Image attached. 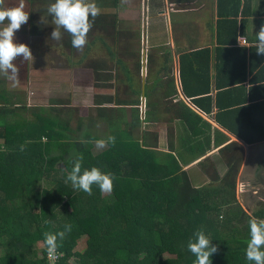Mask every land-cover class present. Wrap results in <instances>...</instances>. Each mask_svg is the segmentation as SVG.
I'll list each match as a JSON object with an SVG mask.
<instances>
[{
	"label": "trees",
	"instance_id": "obj_1",
	"mask_svg": "<svg viewBox=\"0 0 264 264\" xmlns=\"http://www.w3.org/2000/svg\"><path fill=\"white\" fill-rule=\"evenodd\" d=\"M25 1L31 4L32 9L29 10L33 15L28 21L30 37L33 38L30 48H35L33 60L28 61L29 68L34 70L30 76L33 85L38 82L47 85L67 82L69 74L79 77L75 69L84 68L93 72L97 81H107L114 74L116 79L128 83L117 106L139 104L134 99L141 94L143 0H89L96 4L99 11L95 18H91L93 26L87 34L88 42L83 51L71 47L70 36L63 30L60 41L51 39L50 34L55 25L51 23L52 17L47 15V7L54 0ZM184 2L186 0H177L174 3L177 6L172 9L179 12L187 10ZM190 2L197 6V0ZM221 2L224 6L220 7L221 19L216 24L212 18L198 14L200 18L195 16L191 22L185 20V25L191 26L187 30L179 26L180 18L176 20L172 37L165 29L166 20L163 17L153 20L147 78L143 86L145 118L140 122L138 114L130 117L126 115L124 124L130 131L121 132L116 126L118 110L113 109L106 118L110 125L109 134L117 140L98 154L93 153V145L69 141L73 115L72 109L62 99L56 100L57 104H62L58 109L61 114L48 122L35 142L27 143L28 139L22 133L25 131L20 129L14 134L11 131L1 135L11 153L0 152V185L11 184L18 178V181L37 183L47 181L50 187L43 189L33 186L16 190L17 194L20 192L24 196L21 200L18 197L15 200L11 198L14 200L10 205L12 209L3 199L0 200V264H53L42 243L43 233L63 231L67 224L72 225V230L66 233L62 241L58 240L60 246L56 264H71L72 260L75 264H193L195 257L187 251V241L200 229L218 249L210 257L211 264H254L245 256L250 215L244 211L237 197V180L244 161L241 149H236L235 145L231 147L234 151L226 157L225 163L227 175L222 179L214 177L211 185L197 190L192 188L187 175L178 167L176 157L163 156L157 152L158 149L152 152L151 148H158L159 141L156 135L147 131L146 126L154 121L176 119H185L184 122L191 129L195 127L194 121L205 123L187 104H171L178 97L179 85L187 98L202 97L191 81L194 79L198 82L197 78L201 79L206 74L198 75L197 70L187 64L190 56L194 57L199 68L207 64L204 57H208L209 51H206L205 56L190 47L202 33V20L207 22L206 27L211 36L216 31L218 38L214 68L217 89L220 90L224 82L236 76L239 87L245 88L249 77L248 59L255 57L256 49L238 45L237 30L229 16L231 9L239 7V0ZM149 4L157 7L156 0H149ZM123 10L130 11L132 18L128 22L120 18L119 14ZM25 11L28 12V9ZM34 18L41 23H36ZM173 36L174 48L169 45ZM181 37L190 39L184 47L179 41ZM175 49L183 52L179 81L176 76ZM53 51L57 53L54 56ZM36 60L52 63L56 70L50 77L42 75L39 78L36 68L43 73H46V69L35 67L33 63ZM253 70L254 65L251 68ZM208 71L207 64L206 73ZM254 81L256 79L249 83ZM9 82L6 79L3 83ZM206 88L210 89L209 82ZM105 100L109 103L114 101L113 98ZM193 105L209 114L205 104L195 101ZM5 109L0 110V123L21 116L20 111L26 107L19 108L20 111ZM183 113L186 115L182 116ZM21 118L25 120L23 115ZM16 126L20 127L19 124ZM50 132L58 134L55 138L60 139V155H51L54 134L48 135ZM42 136H47L49 142L42 144ZM148 140L151 147L147 146ZM80 155L83 156L82 169L97 167L104 173L112 174L114 180L110 194L102 193L94 185L92 194L88 195L74 189L71 182L66 181L68 172L64 169L70 171V159L75 160ZM4 162L9 165H4ZM16 170H19V174H15ZM0 191L9 194L11 189L0 187ZM252 217L264 219V203ZM79 240L85 243V248L75 251Z\"/></svg>",
	"mask_w": 264,
	"mask_h": 264
},
{
	"label": "crops",
	"instance_id": "obj_2",
	"mask_svg": "<svg viewBox=\"0 0 264 264\" xmlns=\"http://www.w3.org/2000/svg\"><path fill=\"white\" fill-rule=\"evenodd\" d=\"M156 1L158 8L152 7L151 4L149 6V0L147 1V11L150 10V15L153 20L156 17H163L166 20L165 29L170 34V37H172V31L175 29L177 19L182 18L181 25L179 26L187 28V30H189L191 26L190 24L185 25V20L191 22V19L195 16L199 17L198 14H203L204 18H212L216 24V22L221 19L219 15L220 7L224 6L223 2H221L222 0H197L196 7L192 5L193 3H191L190 0H186L184 3L187 10L179 12L176 9H172V7L177 6V4H174L177 0ZM162 9L165 10L159 14L158 12ZM123 11L124 12L119 14L120 18L124 22H128L132 18L129 13L130 11ZM229 18L233 21V27L237 30V40L239 37H244L248 41V45L245 46L239 43V39L238 45L245 46L248 49L254 47L252 45L255 42V34L259 31L261 24L264 23V0H239V7L231 9ZM35 21L38 24L41 23L40 20L37 21L35 19ZM206 25L207 22L202 20L200 25L202 33L199 34L196 42L190 45V47L195 48L196 51L204 53L205 56L207 55L206 51H209L208 57H204L205 62L209 65L208 73H206L207 64H204V67H197L193 56H190L187 61L188 66L197 70L198 75L206 74L201 79L197 78V80H199L198 82L194 79L191 81L194 89L200 91L201 93L199 96L202 97L196 99L187 98L183 93L182 86L179 85L178 97H176L171 103L181 104V102H183L184 104H188V106L205 121V123L194 121L195 127L191 129L186 122H184L185 119H176L174 121L166 120L165 122L154 121L150 124H146L147 131L152 135H156L159 141L158 148L167 152V154L163 156L171 155L176 157L178 167H180L183 170V173L187 175L192 188L197 190L211 185L212 182H214V177L216 178L219 176L222 179L227 175L228 171L222 177L218 174V165L226 166V157L231 155L234 151L231 147L235 145L236 149H241L245 162L241 169V175L237 180V183L239 182V202L243 207L244 202L247 201L248 209L254 214L256 213L255 208L257 204L254 198V189L259 187L264 189V71L262 72L261 70L264 69V55L256 54L252 59L249 57V77L248 82L245 84V88L239 87L238 83L240 82L238 76H236L224 82L221 89L218 90L215 81L216 70L214 69L218 55V38L216 36V31L213 34L214 36H211L210 30ZM153 31L154 25L152 33ZM27 36L29 42L30 40H33V38L30 37V30L28 31ZM189 40V37H181L179 39L182 47L186 46ZM169 45L174 48V36L170 39ZM56 54L57 53L54 54V51L52 52V56ZM182 54L183 52L175 49V66L178 81L180 77V62ZM141 58H143V53H140V76L142 78L140 85L141 94L139 98L134 99V102L138 101L139 104H129L127 107L117 106V102L120 99V96H122L123 89L128 86V83L125 80L119 78L116 79L114 74H112L113 76L109 77L107 81L104 79L105 81L102 82L97 81L94 78L96 75H93V72L86 71L84 68L75 69V73H79L78 75L80 78L79 82L74 84L77 86L58 85L59 88H65V91H62L57 96L51 95L47 98L38 93L39 87H37V85H39L40 82L33 85L30 76H32V71L34 70L29 68L28 61L19 64L24 65V75L21 77L19 72L18 83H16V85L20 84V86H24L25 89L26 86H29V88L36 89L37 91H29V94L26 95L27 101L24 105L15 104L14 108L15 110L17 109V111H20L19 108L26 107V109H23L19 113V115H23L25 120H21V116L17 118L11 116L13 122L6 121V119L5 121H1L0 152L5 153L8 151L9 154L11 153V150L6 148L4 139L1 136L3 134L6 135V132L12 131L11 134H14L17 129L24 130L25 132L22 133L26 135L28 139L27 143L35 142L37 137L42 135L43 128L49 124L48 122H50L51 119H55L58 114H61L58 109L61 108L62 104L59 105L56 103V100L59 99L64 100L66 106H69V108L72 109L71 113L73 118L70 122V133H67L70 137V142H82L83 144L91 146L97 139H107L109 136H112L109 134L110 125L107 121L106 115L111 114L113 109L118 110L116 126H119L121 132L130 131L128 126L124 124L126 115L130 117L132 114H138L140 122L145 118V109H142L144 114L143 119L141 118V99L143 86L147 78V66L146 75L142 76L141 62L143 60H141ZM19 59L20 58H16L14 64L19 71L22 72V69L19 68V65L17 64ZM208 59L210 63L208 62ZM260 60H262L261 66ZM253 65L254 70L251 71ZM255 65L257 67H255ZM36 76H39V78L41 77L39 74ZM255 79L256 81L250 82L251 84L249 83L250 80ZM4 80L6 79L3 75H0V98L4 97L8 100V98H12L10 94H18V89L16 91L10 90L8 86L13 85V83L9 82L5 84L3 83ZM208 82L210 83V89L206 88ZM45 89L46 88L44 87V90ZM26 90L28 91V89ZM108 98H113L114 101L109 103L108 100H105ZM19 99L13 98L11 100ZM195 101H197L198 104H205L206 112L209 114H205L203 111L196 108L193 105V102ZM243 102H245V104H242ZM0 106L5 107V104H0ZM25 114L26 116H24ZM184 115L186 114L183 113L182 116ZM17 124H19L20 127H17ZM121 125H125L126 129L122 130ZM149 128L153 129L149 130ZM28 129L31 130L28 131ZM57 131L60 132L59 129H57ZM51 134H54V136ZM48 135L54 137L51 155H60L61 149L58 147L60 139L55 138L58 134L50 132ZM116 140L117 139L115 138V141ZM40 142L46 144L49 142V139L47 136H42ZM147 146L151 147L149 140ZM158 148H151V150L152 152H155ZM3 164L9 165L6 162ZM4 165L2 167H4ZM63 167L64 166H62V168ZM173 167L174 169L177 168L174 164ZM250 167L254 168V173L248 171L250 170ZM220 170L222 171V169ZM15 172V174H19V170H16ZM215 172H217V175ZM33 186L46 189L50 187V183L47 181H41L38 183L33 181H18V178H15L11 184L0 185L2 188L11 190H26L33 188ZM6 196L10 198H6ZM23 196L24 195L20 194V192L17 194L15 191L13 195L10 193H1L0 199H3L7 206L12 209L10 205L13 204V201L17 197L18 200H21ZM13 197L14 200H11ZM258 202L261 204L264 203L260 199ZM15 204L18 205L17 203ZM245 211L248 214V210Z\"/></svg>",
	"mask_w": 264,
	"mask_h": 264
},
{
	"label": "clouds",
	"instance_id": "obj_3",
	"mask_svg": "<svg viewBox=\"0 0 264 264\" xmlns=\"http://www.w3.org/2000/svg\"><path fill=\"white\" fill-rule=\"evenodd\" d=\"M142 6H144V0ZM24 7V0H20L16 7H5L4 0H0V25H4L0 28V75H3L8 81H11L13 86L18 83L19 76V69L14 64V60L17 57H22L24 61L33 60L31 51L26 45L14 43L15 31H18L21 25L25 24L29 18L28 13L24 11ZM98 11L96 4L89 2V0H54V2L49 3L47 7V15L52 17L51 23L55 25L54 30L50 34L51 39L60 41L62 39L63 30V32L68 33L70 36L71 47L77 51H83L88 42L87 34L93 26L91 18H95ZM5 21L7 22L6 24ZM239 39H244V37H239L238 40ZM252 46L255 47L257 55H264V23L261 24L259 31L255 34V42ZM141 111L143 110L141 109ZM94 143L98 149H103L109 144H114L115 137L109 136L107 139H97ZM82 160V155L75 160L70 159V171H68L67 168L64 169L68 172L66 181L71 182L74 189L83 191L88 195L92 194L94 185L97 186L102 193L110 194L113 190L114 177L112 174L104 173L97 167L82 169ZM244 162L245 161H243L241 169L243 168ZM220 169H222V171ZM227 171L228 169L226 166L218 165V174L221 177L225 175ZM248 171L251 172V170ZM238 183L237 197L239 199ZM247 223L249 239L246 242V259L250 262H254V264H264V219L250 217ZM71 230L72 225L67 224L64 226L63 231L43 233L42 243L50 257L53 259L57 258V249L60 246L58 240L62 241L66 233ZM187 251L195 257L193 264H211L210 257L217 253L218 249L211 244V240L206 236L204 231L200 229L195 231L192 237L187 241Z\"/></svg>",
	"mask_w": 264,
	"mask_h": 264
},
{
	"label": "rangeland",
	"instance_id": "obj_4",
	"mask_svg": "<svg viewBox=\"0 0 264 264\" xmlns=\"http://www.w3.org/2000/svg\"><path fill=\"white\" fill-rule=\"evenodd\" d=\"M19 2H20V0H17V1L16 0H5L4 1V6L5 7L18 6ZM24 4H25L24 11L26 9H28V12H26V13H28V17L29 18H28V20H27V22L25 24L21 25V27H20V29L18 31H15V33H14V43L26 45L30 49L31 55L34 58V52L33 51H34L35 48H32V49L30 48L31 40L29 42L28 41V36H27L28 35V31L30 30V24H29L28 21L33 18L32 17L33 16L32 12H30V10H29L30 8L32 9V6H31L30 3H28L25 0H24ZM149 6H150V4H149ZM147 15H148V19H147V46L149 47L150 46V38H151V35H152V30H153V19H152V16L150 15V10L147 11ZM3 26L4 25H0V28H2ZM149 49H150V47L148 48V51H149ZM17 58H20L17 64L18 65L19 64H23V62H24L23 58L22 57H17ZM40 63H42V65H40ZM33 65L35 67L36 66L37 67H43V68L45 67L46 73H43L40 69L36 68V70L39 71V72H37V74H39L41 76L43 75V76H49L50 77L53 74V72L56 70L53 67V64L49 63V62L45 63V62H41V61L36 60L33 63ZM34 66H32V67H34ZM19 68L22 69L21 75L23 76L24 75V72H23L24 65H19ZM68 78L69 79H68L67 82L52 83V84H48V85L46 83H39V85H37V87H39L38 88V93L43 95L44 97H47V98L49 96H51V95H54V96L56 95L57 96L62 91H65V88H59L58 85L71 86V85L77 84L79 82V80H80L79 77L76 78L72 74H69ZM74 86H77V85H74ZM74 86H72V87H74ZM44 87L46 88L45 90H44ZM8 88L10 90H14V91H16L18 89V91H17L18 94H10V96L12 98H8V100H6L4 97H1L0 98V104H5V107L0 106V110H4L5 108H6L5 110L14 108L15 104L16 105H24L26 103V101H27L26 95L29 94V91H37L36 89H31V88H29V86H26V89H28V91H27L25 89V87L24 86H20V84H18V85L15 84V86L9 85ZM13 98H18V99L21 98V99H19V100H11ZM24 116H26V114ZM8 120L9 121H13L12 119H8ZM121 128H122V130L126 129L125 125H121ZM151 129H153V128H149V130H151ZM1 143L3 144L2 141H1ZM92 144L94 146L93 153L96 155V154H98L100 152L101 149H98L96 147L95 143H92ZM157 152H159V153H161L163 155L167 154V152H164V151L160 150V148H158ZM58 167H61V166L59 165ZM240 175H241V171L239 172L238 177H240ZM16 190L17 189H12L10 191V194L13 195ZM48 190L50 191L51 189H48ZM1 193L2 192L0 191V195H1ZM6 198H10V197L6 196ZM256 201H257V204H256L255 212H257L261 208V205H262L261 203L258 202V200H256ZM243 209L248 210V215H250V217L253 216V213L251 212V210L248 209V202L247 201L244 202ZM84 248H85V243L83 241L79 240V242L77 243V246L75 248V251H80V250L82 251ZM71 264H75V261L72 260Z\"/></svg>",
	"mask_w": 264,
	"mask_h": 264
},
{
	"label": "water",
	"instance_id": "obj_5",
	"mask_svg": "<svg viewBox=\"0 0 264 264\" xmlns=\"http://www.w3.org/2000/svg\"><path fill=\"white\" fill-rule=\"evenodd\" d=\"M147 1L148 0H144V18H143V58H141V60H143L142 63V76L146 75V66H147V54H148V48H147V19H148V15H147ZM141 109H145V100H144V96H143V90H142V99H141ZM143 114L144 111H141V118L143 119Z\"/></svg>",
	"mask_w": 264,
	"mask_h": 264
},
{
	"label": "flooded vegetation",
	"instance_id": "obj_6",
	"mask_svg": "<svg viewBox=\"0 0 264 264\" xmlns=\"http://www.w3.org/2000/svg\"><path fill=\"white\" fill-rule=\"evenodd\" d=\"M250 170L252 171V173H254V168L253 167H250ZM254 198L255 200H259L261 199L263 202H264V189L263 188H255L254 189ZM257 202V201H255Z\"/></svg>",
	"mask_w": 264,
	"mask_h": 264
},
{
	"label": "built area",
	"instance_id": "obj_7",
	"mask_svg": "<svg viewBox=\"0 0 264 264\" xmlns=\"http://www.w3.org/2000/svg\"><path fill=\"white\" fill-rule=\"evenodd\" d=\"M239 43L242 44V45H245V46L248 45V41H247L246 38H244V39H240ZM49 258H50L51 261L54 262L53 264H56V261L58 260L59 256H58V254H57V258L53 259V258L50 257V256H49Z\"/></svg>",
	"mask_w": 264,
	"mask_h": 264
}]
</instances>
